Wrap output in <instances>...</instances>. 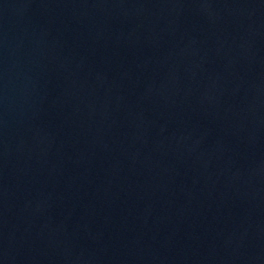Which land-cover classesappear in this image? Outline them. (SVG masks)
Here are the masks:
<instances>
[{
  "label": "water",
  "instance_id": "95a60500",
  "mask_svg": "<svg viewBox=\"0 0 264 264\" xmlns=\"http://www.w3.org/2000/svg\"><path fill=\"white\" fill-rule=\"evenodd\" d=\"M0 264H264V0H0Z\"/></svg>",
  "mask_w": 264,
  "mask_h": 264
}]
</instances>
